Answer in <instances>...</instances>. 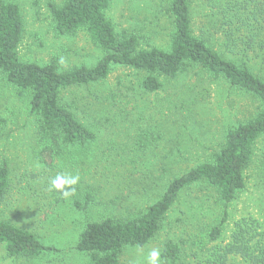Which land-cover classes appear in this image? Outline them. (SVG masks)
I'll return each instance as SVG.
<instances>
[{
    "label": "rangeland",
    "instance_id": "rangeland-1",
    "mask_svg": "<svg viewBox=\"0 0 264 264\" xmlns=\"http://www.w3.org/2000/svg\"><path fill=\"white\" fill-rule=\"evenodd\" d=\"M6 1L16 3L23 17L18 49L22 62L52 63L59 71H68L91 68L102 58L86 31L56 35L49 5L57 6L62 0ZM168 10L167 0H112L106 15L117 33L137 37L142 49L167 50L172 33ZM213 39L216 49H224L222 37ZM241 49L242 45L225 58L241 61ZM252 70L264 78V65L255 62ZM145 78V73L113 66L104 81L63 93L62 103H73L78 119L96 134L92 144L66 149L54 160L50 177L59 173L80 176L76 196L65 199L48 191L49 176L43 175L36 160L28 97L0 74V163L7 161L13 185L0 203V220L33 232L42 244L55 249L35 259L0 260V264H90L85 254L75 250L87 223L144 212L162 195L168 181L209 160L225 131L260 107L250 95L199 67L172 80L158 77L162 87L153 93L142 88ZM145 140L143 149L140 145ZM244 177L245 188L228 208L217 242L207 235L220 219L222 207L214 204L205 186H194L180 194L151 241L143 248L126 249L122 262L147 264L148 253L153 249L162 252L168 242L179 247L183 263L208 262L212 248L230 242L235 222L253 218L264 225V136L253 147ZM3 256L0 245V259ZM231 261L244 263L233 257Z\"/></svg>",
    "mask_w": 264,
    "mask_h": 264
},
{
    "label": "trees",
    "instance_id": "trees-1",
    "mask_svg": "<svg viewBox=\"0 0 264 264\" xmlns=\"http://www.w3.org/2000/svg\"><path fill=\"white\" fill-rule=\"evenodd\" d=\"M167 1L172 19L167 50L142 49L137 37L117 33L106 15L112 0H62L57 6L50 4L56 35L69 36L84 30L103 53L91 68L59 71L52 63L39 65L20 60L18 49L24 33L21 10L16 3L0 0V74L28 97L31 129L37 144L36 160L50 180L57 175L54 172L50 177L54 160L66 149L85 148L96 140L93 130L72 110L74 104L62 103L63 93L104 81L113 66L145 73L142 88L147 93L162 87L158 77L172 80L192 67H199L259 102L253 116L225 131L209 160L174 176L162 195L144 212L87 223L78 235L75 250L85 254L90 264H124L125 250L145 247L161 230L180 194L199 185L205 186L214 204L222 207L220 219L210 226L207 235L210 241L217 242L229 216L228 208L245 188L244 173L251 162L253 147L264 136V78L252 70L255 62L264 65V0ZM215 35L224 41V49L217 47L221 52L214 46ZM241 45V61L225 58L239 51ZM249 55L252 58L244 59ZM144 143L140 145L143 149L147 141ZM137 144H140L138 140ZM11 178L7 161H2L0 203L13 189ZM76 194L77 188L69 198ZM90 200L88 196L87 202ZM75 206L81 207L78 203ZM0 245L4 250L0 260L12 262L55 251L52 246L42 244L33 232L3 220H0ZM231 257L241 259L243 264H264V225L253 218L235 222L230 242L212 248L208 262L198 260L196 264H238L230 262ZM161 264L186 262L180 258L179 247L168 242L161 252Z\"/></svg>",
    "mask_w": 264,
    "mask_h": 264
},
{
    "label": "clouds",
    "instance_id": "clouds-1",
    "mask_svg": "<svg viewBox=\"0 0 264 264\" xmlns=\"http://www.w3.org/2000/svg\"><path fill=\"white\" fill-rule=\"evenodd\" d=\"M80 181L78 174L59 173L49 182L48 191L56 192L62 198H69L75 194L76 187ZM147 264H161V252L153 249L148 253Z\"/></svg>",
    "mask_w": 264,
    "mask_h": 264
}]
</instances>
